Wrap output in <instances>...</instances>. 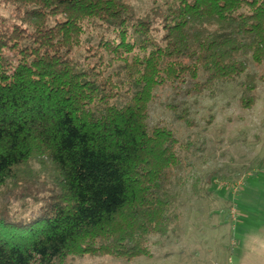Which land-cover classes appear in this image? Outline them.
<instances>
[{"label": "trees", "instance_id": "1", "mask_svg": "<svg viewBox=\"0 0 264 264\" xmlns=\"http://www.w3.org/2000/svg\"><path fill=\"white\" fill-rule=\"evenodd\" d=\"M0 1L16 19L0 23V264L151 256L179 217L183 162L173 130L150 123L155 91L253 89L264 0H153L142 12L130 0Z\"/></svg>", "mask_w": 264, "mask_h": 264}, {"label": "rangeland", "instance_id": "2", "mask_svg": "<svg viewBox=\"0 0 264 264\" xmlns=\"http://www.w3.org/2000/svg\"><path fill=\"white\" fill-rule=\"evenodd\" d=\"M153 0H130L142 12ZM14 10L0 1V23L11 29ZM12 71L18 62L4 49ZM264 62H247L254 84H219L196 96L183 88L156 89L150 123L173 130L182 144L183 162L172 176L174 207L179 213L167 236H154L151 256L130 261L113 256H71L68 264H264ZM244 82V78L239 79ZM252 97L250 105L243 98ZM172 105V107H170ZM189 109L190 121L175 109ZM39 168L40 166L34 165ZM16 204L19 213L35 204Z\"/></svg>", "mask_w": 264, "mask_h": 264}]
</instances>
